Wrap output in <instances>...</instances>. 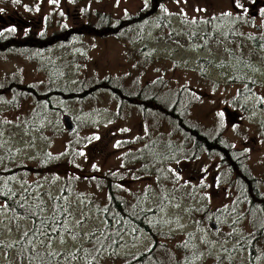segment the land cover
<instances>
[{"label":"rangeland","instance_id":"obj_1","mask_svg":"<svg viewBox=\"0 0 264 264\" xmlns=\"http://www.w3.org/2000/svg\"><path fill=\"white\" fill-rule=\"evenodd\" d=\"M158 2L170 26H152L139 44L86 31L38 50L33 59L0 53V173L7 172L0 177L2 192L16 201H42L46 214L55 201L50 196L71 206L69 226L79 234L77 240L66 233L61 242L56 234L50 249L43 247L46 237L36 245L61 256L54 264H86L79 256L65 259V254L88 246L85 234L103 227L107 182L116 185L127 208L148 213L149 228L121 231L119 246L92 264H128L153 246L175 264H264V235H255L237 172L225 171L214 152L182 157L173 122L143 113L133 99L121 101V96H136L148 86H158L162 97L182 90L189 103L186 122L211 138L219 135L240 159L242 172L256 182L257 194L264 195V0ZM148 4L0 0V32L15 29V36L60 39L68 30L78 32L95 13L118 23L137 16ZM206 19L214 20V32L192 41L188 31ZM233 23L238 26L232 28ZM211 30L208 26L201 32ZM141 49L146 51L139 53ZM146 53L149 59L143 58ZM105 78L117 79L128 96L100 89L83 101L56 98L55 110L39 113L36 104L42 99L27 95L28 87L44 94L49 79L87 90ZM64 116L70 118L72 131ZM76 219H84L83 226H77ZM31 226L0 201V244L8 248ZM246 241L250 250L231 253ZM223 249L230 252L223 254ZM0 264L28 263L5 248Z\"/></svg>","mask_w":264,"mask_h":264},{"label":"trees","instance_id":"obj_2","mask_svg":"<svg viewBox=\"0 0 264 264\" xmlns=\"http://www.w3.org/2000/svg\"><path fill=\"white\" fill-rule=\"evenodd\" d=\"M213 21V19L202 20L203 26L200 25V22L193 24L191 32L188 31L189 34H192V41H196L200 36H210L214 32V26L211 23ZM168 22L166 16L159 12L158 0H149V4L145 7L144 11L137 16L128 17L118 23H114L109 16L102 13H95L93 19L86 22L84 27L76 32L77 34L72 30H68L65 33V36L60 39L52 38L47 40L42 34L35 38V36H31L29 33L24 36H15L13 30L9 32L8 30H3L0 32V53L14 52L27 59H33L37 53H40L38 50L43 48L51 49L57 40L68 42L72 37L71 35L80 37L86 31L94 33L97 36L113 37L117 40L134 45L139 44L143 40L146 32L151 30L152 26H156L160 29L169 28L170 24ZM208 26L212 29L211 31H205L204 33L201 32L204 31V29L208 30ZM236 26L238 25L233 23L232 28ZM201 33L203 34L200 35ZM144 51H146V49H141L139 50V53H143ZM149 55L150 53H146L143 58L149 59ZM199 63L204 64V66L208 65V62L204 60H200ZM240 77L245 79L242 76ZM116 80L117 79L114 80L113 78H105L101 83L94 84L89 89L83 90L84 87H81L80 85H77V88L75 89H70V85L68 87L66 85L67 83L62 84L59 79L55 81L49 79L50 82L48 83L47 91H45L44 94L38 93L34 89L31 90L28 87L27 95L32 96L37 100L42 99V101L39 102L40 104H36V111H39V113H43L44 111L52 112L55 110L53 101L56 98L74 101L80 99L83 101L89 97L93 98L95 93L100 89L110 90L111 93L115 92L117 94L124 92V94L127 95L120 85V82ZM245 80L247 81V79ZM161 95L158 86H148V88L144 87V89L136 96H121V101L131 103L133 99L135 102L140 103L139 107L143 113L151 112L173 122L176 134L181 137L177 152H179L182 157L194 159L200 152H214L219 156L221 163L226 165L225 171L233 173L237 172L238 176L237 174L236 176L242 184L240 186L241 190L248 191L245 200L247 205H249V210L254 218L253 224L257 227L255 228V235H264V195L260 196L257 194L258 190L256 182L248 175V173L244 172L246 173L244 174L242 172L240 159L233 156L230 146H228L219 135L216 134L215 137L211 138L210 135L207 136L206 134H203L198 125L186 122V113L188 112L189 103L182 90H178L174 93L166 92L165 97H162ZM189 154L190 156H188ZM6 174L7 172L0 173V177ZM248 185H251L250 189H248ZM107 186L108 203L105 207H107L109 211L107 213L103 212V222L107 220L108 224L105 225L104 223L103 227L98 231L99 233L100 231L107 229V239L103 240L105 248L101 253L98 255L93 253V255L96 256V259L100 257L104 251L112 252L119 246L121 231L135 229L137 232H140L148 231L149 228L148 224L145 222L148 213L145 211L134 210L132 206L127 208L124 201L117 194L118 190L116 189V185L114 187L113 183L107 182ZM64 190L66 194H70L71 192L70 189L67 192L66 186ZM240 196H242V194H240ZM109 197H111V199H109ZM0 201L3 202L4 207L13 216H20L32 222L31 229L25 231L28 233L27 236H25V232H23L19 239L16 242L11 243L8 248L3 246V244H0V250L5 248L6 250H15L18 256L28 264L41 263L40 259L35 258L36 253H40L42 254L44 264H47L48 252L36 248L37 243H39L44 237H40L38 233L34 234V231L35 228L39 226L40 220H47L50 218L53 215L55 205H63L62 202L60 200L53 201L50 213L46 214V209H44L43 212H40V209L37 207L38 204L34 205L26 201H16L15 197H11L9 194H4L1 187ZM22 204L24 207H21ZM30 212H35L36 215H29ZM117 214H119V222L113 219ZM61 219H63V217H61ZM125 221H127V223H125ZM46 227L51 228L52 225L48 224ZM95 240V236L91 237L88 246H85V248L92 249ZM159 248L160 247L153 246L148 251L137 254L128 264H175V261L172 258L168 260L166 259L167 255H165L164 251L160 257V255H158ZM245 248H248L249 250L251 249L250 246H248L247 241L244 242L242 246L232 248L234 250H232L231 253L242 251ZM226 251L230 252L228 249H223L222 253L225 254ZM253 255L254 253H251V260H253ZM77 256L87 264V260L83 257V253L78 252ZM60 257V255L52 257L53 264L60 263ZM96 259L92 260V263H94Z\"/></svg>","mask_w":264,"mask_h":264},{"label":"snow or ice","instance_id":"obj_3","mask_svg":"<svg viewBox=\"0 0 264 264\" xmlns=\"http://www.w3.org/2000/svg\"><path fill=\"white\" fill-rule=\"evenodd\" d=\"M185 2H187V0H185ZM237 7H241V5H239V3L237 2ZM197 11H202V9H197ZM226 15H228L226 13ZM11 30H15V29H11ZM39 199V198H37ZM50 199H54L55 201H59L61 199V197H51ZM63 199L65 201L68 200V196H63ZM109 199H111V197H109ZM42 201L40 202V204L37 205V207L40 209V212L44 211V208L42 206ZM21 207H24V205L22 204ZM103 212L107 213L109 211V209L107 207H105L103 210ZM29 215H36L35 212H30ZM71 206H63L60 204H56L55 208H54V212L53 215L48 218L47 220L41 219L39 226H37L35 228L34 234L38 233L40 237H46L48 240V243L43 244V247H45L46 249H50L52 247L51 241L54 237V235L59 234V237L61 239V242H63L64 239V235L70 234L72 240H77L79 234L72 231L71 227L69 226L72 223L71 218ZM84 214H82L83 216ZM61 217H63V219H61ZM119 214H117V216H114L113 219L117 220V222H119L118 220ZM105 225L108 224V221L105 220L104 221ZM125 223H127V221H125ZM51 224L52 227L48 228L46 227V225ZM75 224L77 226H83L84 224V219H76L75 220ZM135 230V229H134ZM107 229H105L104 231H100L99 233H97L96 231H92L89 234H85V236L83 238L85 239H90L91 237L95 236L96 240L93 244V248L92 249H88L85 248L83 245L80 246V248L77 250L78 252L83 253V257L87 260V264H91L92 260L96 259V256L93 255V253H96L97 255L101 253V251L105 248V245L103 243L104 239H107V235H106ZM25 236L28 235L27 232L24 233ZM114 242V241H113ZM59 255L58 253L55 252H48V261L47 264H53L52 261V257ZM37 259L41 260V264H44L43 261V257L42 254L40 253H36V257ZM77 252H70V253H66L65 254V259H77Z\"/></svg>","mask_w":264,"mask_h":264},{"label":"water","instance_id":"obj_4","mask_svg":"<svg viewBox=\"0 0 264 264\" xmlns=\"http://www.w3.org/2000/svg\"><path fill=\"white\" fill-rule=\"evenodd\" d=\"M63 121H64V123L66 125L67 130L68 131H72L73 130V125H72V123L70 121V118L68 116H64L63 117ZM211 226L214 228L215 225L213 223H211Z\"/></svg>","mask_w":264,"mask_h":264},{"label":"flooded vegetation","instance_id":"obj_5","mask_svg":"<svg viewBox=\"0 0 264 264\" xmlns=\"http://www.w3.org/2000/svg\"><path fill=\"white\" fill-rule=\"evenodd\" d=\"M250 186H251V185H248V189H250ZM240 192H241V194H242L243 197H246L247 194H248V191H242V190H240ZM254 255H255V254H254Z\"/></svg>","mask_w":264,"mask_h":264}]
</instances>
